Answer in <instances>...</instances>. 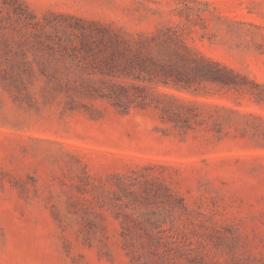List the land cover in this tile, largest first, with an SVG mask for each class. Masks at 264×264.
<instances>
[{
    "label": "rangeland",
    "instance_id": "1",
    "mask_svg": "<svg viewBox=\"0 0 264 264\" xmlns=\"http://www.w3.org/2000/svg\"><path fill=\"white\" fill-rule=\"evenodd\" d=\"M0 264H264V0H0Z\"/></svg>",
    "mask_w": 264,
    "mask_h": 264
}]
</instances>
